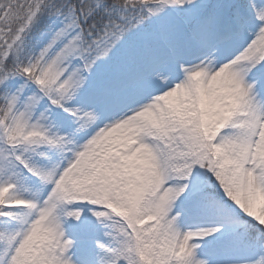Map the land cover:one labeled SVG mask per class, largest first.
Wrapping results in <instances>:
<instances>
[{"label": "snow or ice", "instance_id": "snow-or-ice-1", "mask_svg": "<svg viewBox=\"0 0 264 264\" xmlns=\"http://www.w3.org/2000/svg\"><path fill=\"white\" fill-rule=\"evenodd\" d=\"M0 264H264V0H0Z\"/></svg>", "mask_w": 264, "mask_h": 264}, {"label": "rangeland", "instance_id": "rangeland-1", "mask_svg": "<svg viewBox=\"0 0 264 264\" xmlns=\"http://www.w3.org/2000/svg\"><path fill=\"white\" fill-rule=\"evenodd\" d=\"M84 230L87 229V226H83ZM231 257L234 258H244V259H253L255 258V253L247 247H244L240 244H237L229 253Z\"/></svg>", "mask_w": 264, "mask_h": 264}]
</instances>
